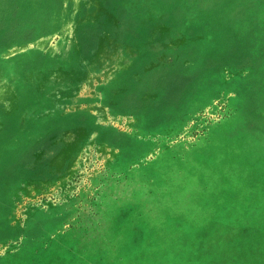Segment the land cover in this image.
Returning <instances> with one entry per match:
<instances>
[{"label": "rangeland", "instance_id": "374dc122", "mask_svg": "<svg viewBox=\"0 0 264 264\" xmlns=\"http://www.w3.org/2000/svg\"><path fill=\"white\" fill-rule=\"evenodd\" d=\"M235 263L264 264V0H0V264Z\"/></svg>", "mask_w": 264, "mask_h": 264}, {"label": "crops", "instance_id": "0c3cea01", "mask_svg": "<svg viewBox=\"0 0 264 264\" xmlns=\"http://www.w3.org/2000/svg\"><path fill=\"white\" fill-rule=\"evenodd\" d=\"M207 133L208 132H202V133H200L199 135H198V137H201V138H198L195 142H193V144L191 145V146H194V145H196L197 144V142L199 141V140H203V142H201V143H204L206 140H208L207 138L209 137V135H207ZM219 144V143H218ZM222 145V144H221ZM191 146H189V147H187V148H190ZM186 148V149H187ZM158 154V153H157ZM211 154V153H210ZM205 155H207V154H205ZM156 156V155H155ZM155 156L154 157H152V158H150V160L151 159H153V158H155ZM230 162V161H229ZM206 164L208 165V166H206L207 167V169L209 170V172H210V176H208V180L206 181V182H202L201 181V177H202V174L203 173H201L199 176H198V178H199V181H198V183L201 185V184H203L204 186H209L212 190H214L216 193H225V192H228V189H224V190H222V186L223 185H228V182H227V180H225L224 179V174H225V172L223 171V170H221V169H219L216 165H215V167L212 169V168H210V163H207L206 162ZM214 178H216V180H215V182H214ZM210 183H211V185H210ZM233 192H234V190H233ZM263 230V229H262ZM235 264H237V263H235Z\"/></svg>", "mask_w": 264, "mask_h": 264}]
</instances>
